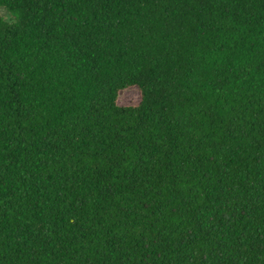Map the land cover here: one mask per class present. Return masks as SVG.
Listing matches in <instances>:
<instances>
[{"label":"trees","instance_id":"16d2710c","mask_svg":"<svg viewBox=\"0 0 264 264\" xmlns=\"http://www.w3.org/2000/svg\"><path fill=\"white\" fill-rule=\"evenodd\" d=\"M0 8V264H264V0Z\"/></svg>","mask_w":264,"mask_h":264},{"label":"rangeland","instance_id":"374dc122","mask_svg":"<svg viewBox=\"0 0 264 264\" xmlns=\"http://www.w3.org/2000/svg\"><path fill=\"white\" fill-rule=\"evenodd\" d=\"M0 14L3 15L6 20H11L9 15L2 8H0ZM138 102L139 97L135 88L124 90L118 94L117 104L119 106L135 105Z\"/></svg>","mask_w":264,"mask_h":264}]
</instances>
